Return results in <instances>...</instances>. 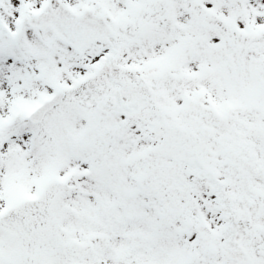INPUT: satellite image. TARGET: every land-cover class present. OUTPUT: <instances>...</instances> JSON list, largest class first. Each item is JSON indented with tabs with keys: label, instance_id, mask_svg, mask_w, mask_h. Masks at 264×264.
Here are the masks:
<instances>
[{
	"label": "snow or ice",
	"instance_id": "1",
	"mask_svg": "<svg viewBox=\"0 0 264 264\" xmlns=\"http://www.w3.org/2000/svg\"><path fill=\"white\" fill-rule=\"evenodd\" d=\"M0 264H264V0H0Z\"/></svg>",
	"mask_w": 264,
	"mask_h": 264
}]
</instances>
